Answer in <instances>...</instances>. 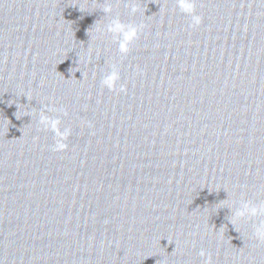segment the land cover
<instances>
[{
	"label": "water",
	"instance_id": "1",
	"mask_svg": "<svg viewBox=\"0 0 264 264\" xmlns=\"http://www.w3.org/2000/svg\"><path fill=\"white\" fill-rule=\"evenodd\" d=\"M194 14L0 0V264H264V216L231 223L264 202V0ZM117 18L139 28L127 54Z\"/></svg>",
	"mask_w": 264,
	"mask_h": 264
},
{
	"label": "clouds",
	"instance_id": "2",
	"mask_svg": "<svg viewBox=\"0 0 264 264\" xmlns=\"http://www.w3.org/2000/svg\"><path fill=\"white\" fill-rule=\"evenodd\" d=\"M177 6L180 10L186 14L191 15L192 25L198 26L202 22V18L199 15H195V0H177ZM111 7H105V12H111ZM133 11H136L133 8ZM107 31L114 34L118 37V50L121 54H127L129 51L128 45L132 43L138 36L139 28L131 24H124L118 18L113 19L107 26ZM120 80V74L118 67L113 64L111 65V71L105 75L101 81L102 85L107 87L109 90H114L117 87V82ZM120 91H125L124 85H120ZM39 123L44 125L45 128L51 129L55 132L58 139H56L54 150L61 151L67 148V144L64 143L67 137L70 135V130L65 129L63 132H60L58 125L60 119L52 118L47 115L41 114L39 117ZM264 216V202L259 204H253L250 201L242 202V205L236 210L232 218L231 223L234 225L241 218L250 217H260ZM253 235L254 237L261 242H264V220H261L258 224L253 225ZM199 255L205 257L206 253L204 250H201ZM205 264H211V258L205 261Z\"/></svg>",
	"mask_w": 264,
	"mask_h": 264
}]
</instances>
